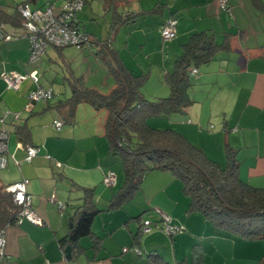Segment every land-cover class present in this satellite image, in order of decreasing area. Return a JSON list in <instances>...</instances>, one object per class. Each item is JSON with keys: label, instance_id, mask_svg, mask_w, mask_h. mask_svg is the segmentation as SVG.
<instances>
[{"label": "crops", "instance_id": "crops-1", "mask_svg": "<svg viewBox=\"0 0 264 264\" xmlns=\"http://www.w3.org/2000/svg\"><path fill=\"white\" fill-rule=\"evenodd\" d=\"M24 1L31 9L49 4L54 9L57 5L54 0H0V14L13 15ZM227 2L230 13L219 7L218 0H136L129 9L146 12L118 30L113 46L133 74H148L141 91L147 99H156L169 94L163 75L172 70L190 33L206 30L213 34L215 42L228 41L226 50H219L210 62L196 66L197 72L191 75L189 88L192 102L181 112L151 117L147 122L152 127L175 129L222 166L226 163L223 145L227 141L237 150L240 178L254 187H264V0ZM156 3L161 5L156 11H150ZM260 4L263 9L259 8ZM80 15H76V21L85 32L81 21L85 14ZM171 15L177 18L176 36L165 41L159 28ZM1 30L10 35L9 39L0 37L4 41L18 39L10 30L24 32L22 25L14 27L10 23H2ZM86 33L101 38L92 30ZM82 48H87L98 59L92 48ZM65 50H61L62 65L66 61L71 66V58ZM28 51L29 41L19 39L10 49L18 62L9 66L8 62L0 61V100L3 104L0 128L8 132L6 165L0 168L6 173L2 174L0 182L13 184L26 180L31 209L44 223L36 225L23 220L6 227L2 264H146L150 251H156L166 261L172 257L174 262L180 260L181 243L183 249L187 243L189 251L193 245H200L205 253L203 264H215L213 259H222L226 264H243L253 259V254L248 252L247 256L244 251L253 243L213 227L200 214L202 219L195 217L196 213L185 212L188 198L181 191V182L168 171H149L130 201L119 208L108 209L110 198L123 182V169L117 163L118 157L108 152L101 126L104 117L97 123L90 121L87 117L94 115L95 109L83 103L77 107L75 121L64 127L67 123L65 111L42 110L47 102L28 101L29 91L35 87L29 79L17 90L7 89L3 73L38 72L26 62ZM82 57L85 62L87 55ZM29 62H32L30 55ZM101 64L99 66L107 71ZM87 72L80 74L84 82ZM41 79L39 75L38 84L52 88L49 84L44 85ZM113 85L114 81L108 88ZM56 121H61V126L57 127ZM24 122L30 130L28 144L38 149L30 161L25 159L26 145L14 129L15 124ZM109 170L115 173L112 186L102 183ZM72 182L94 190V203L102 211L93 218L91 230L99 238L100 246L92 247L91 237L85 236L90 238L89 245L79 243L83 250H75L73 257L67 258L58 239L66 234L68 218L76 210L82 194ZM161 213L170 216L172 223L181 227L174 234V242L167 238L171 235L155 225L156 228H151L148 236L142 238L140 246L133 245V235L142 221L160 220ZM140 214L141 218L135 219ZM132 222L136 224L132 225ZM123 248L127 250L123 251ZM166 248H169L168 253ZM82 255L84 260H80ZM192 258L193 255L190 259L185 256L189 262Z\"/></svg>", "mask_w": 264, "mask_h": 264}, {"label": "trees", "instance_id": "trees-1", "mask_svg": "<svg viewBox=\"0 0 264 264\" xmlns=\"http://www.w3.org/2000/svg\"><path fill=\"white\" fill-rule=\"evenodd\" d=\"M101 1L104 13L111 15L107 36L99 38L87 33L90 36L89 41L80 47H75L92 48L94 54L105 65L108 74L113 77L114 85L106 93H101L98 89L87 86L82 76L76 75L70 69V65L64 61L63 66L67 73L63 75V78L70 89V94L68 97L56 98L58 95L53 90L52 96L45 101L48 104L42 110L65 111L67 123L74 119L78 105L83 103L97 111L105 112L102 131L107 140L108 152L120 159L124 173L123 182L110 198L108 209L119 208L131 199L140 189L143 177L149 171H168L182 184L181 191L188 198L186 213H198L213 227L241 239L264 241V187H254L240 178L237 150L224 141L226 163L222 166L175 129L156 128L147 122L151 117H166L181 112L188 106L192 102L189 88L191 75L197 72L196 66L210 62L219 50H226L228 41L217 43L213 34L206 30L190 33L173 62L172 70L163 75L169 94L165 97L147 99L141 87L148 74H133L122 63L113 46L118 30L132 23L139 14L146 11L129 9L136 0ZM84 2L83 0V4ZM160 5L161 3H156L150 11H156ZM259 8L263 9V5L260 4ZM223 10L230 13L228 2L227 10ZM169 18L176 17L171 15ZM0 21L10 23L14 27L22 25L23 34L27 37L24 28L25 19L18 7L17 11L9 17L0 14ZM75 23L80 28L76 16ZM67 46L74 45L48 47L60 53ZM191 67L196 69L194 73H189ZM14 129L23 143L28 146L31 140L27 124L17 123ZM10 185L0 182V230L15 225L22 209V205L14 202L13 193L8 190ZM72 186L82 190L80 203L68 218L66 234L58 239L64 250L67 245L70 246V258L73 257L75 250L79 252L83 250L78 242L82 237H91L92 247L100 246L99 238L92 233L91 224L93 218L102 211L94 203L93 188L82 187L74 182ZM141 216L142 214L135 219ZM154 223L163 230L161 218ZM142 235L139 227L133 235V245H141ZM204 254L203 248L195 244L192 247L193 258L190 262L184 258L170 263L156 251H150L145 263L203 264ZM4 258L5 255L0 257V264ZM256 264H264V253Z\"/></svg>", "mask_w": 264, "mask_h": 264}, {"label": "built area", "instance_id": "built-area-1", "mask_svg": "<svg viewBox=\"0 0 264 264\" xmlns=\"http://www.w3.org/2000/svg\"><path fill=\"white\" fill-rule=\"evenodd\" d=\"M219 7L227 10V0H218ZM83 0H64L60 6L59 12H55L52 5H47L44 8L32 10L27 2L21 3L18 10L24 17V28L27 32L29 41L30 60L34 61L40 58L48 46H64L74 45L80 47L89 41V35L76 26L75 16L76 13L82 8ZM176 18H168L160 27L161 36L165 41H168L176 35ZM2 23L0 21V37L9 39L10 35L2 32ZM196 69H191L194 73ZM2 77L5 80L7 89L17 90L20 88L21 83L29 79L35 87L28 93L29 102L46 101L53 94L52 88H45L38 84L39 74L36 70L28 73H18L11 71L3 73ZM2 122V119H0ZM56 126H61V121L55 122ZM7 139L8 132L2 127L0 129V168L6 165L7 153ZM37 147L28 145L25 147V159L30 161L37 153ZM103 183L107 186L115 184V173L112 170L106 172L103 177ZM26 180L19 181L11 184L8 190L13 193L14 202L22 205L21 212L19 213L16 224H20L23 220H28L36 225H43L44 221L31 209V197L26 191ZM161 225L165 233L169 235L176 234L181 230V227L172 223L170 216L161 213ZM152 222L149 219H144L140 226L142 234L148 233L151 230ZM5 229L0 230V257L5 255L4 238ZM123 248V251H126ZM140 253L137 248L135 249Z\"/></svg>", "mask_w": 264, "mask_h": 264}, {"label": "rangeland", "instance_id": "rangeland-1", "mask_svg": "<svg viewBox=\"0 0 264 264\" xmlns=\"http://www.w3.org/2000/svg\"><path fill=\"white\" fill-rule=\"evenodd\" d=\"M54 4L57 3V5H61V0H54ZM64 0L62 1L63 4ZM57 5H54V11L55 12H59L60 7ZM84 8L82 10H79L76 14L79 15V17L81 16L80 14H85L84 15V19L81 21L84 22V29L85 32H89L90 30H92V32H96V34L98 36H101V38H105L107 36V31H108V24H109V20H110V14H105L103 11V5H102V1L101 0H85L84 4H83ZM12 33H14L15 35L18 36V39H14V40H10V41H4V40H0V61H4V62H8L7 65H14L18 62V60L16 58H14L11 53H10V49L12 47L13 44L17 43V41L19 39H26L27 43H28V38L23 36L24 34H22V32H20V30H10ZM65 50V54L67 55V57L71 58V66L70 69L73 70L75 72V74H81L82 72H85V70H87L88 72L85 74L86 77V85L87 86H94L96 87L99 92L101 93H106L108 91V86L111 82L114 81L113 77L108 74V72L106 70H104L103 68H101L99 65H102L99 61V59H96L94 57V55L89 52L87 50V48H76L75 46H67L63 48ZM85 54L87 55V60L84 62V57H82V55ZM29 55L30 52L28 51V56H27V60L26 62L28 63V65L31 68H37L39 75H41V82L44 85H51L52 89L54 90L55 94L57 93V95L63 97H67L68 93L70 91L69 87L67 86V84L64 82V78L63 75L67 73L65 67L62 65V57H61V52L59 53V51L55 50L52 47H48L47 51L38 59L29 62ZM49 57V59H48ZM30 68V69H31ZM2 70V66H0V72ZM9 69H5V71H8ZM92 71V72H90ZM155 76H153L154 78ZM108 79L107 81H109V84L105 81V79ZM0 80H2L0 78ZM3 107V104L0 100V109ZM77 111V109H76ZM1 112V110H0ZM91 114V113H90ZM89 114V115H90ZM105 115V112L103 110H99L96 111L94 110V115L87 117L88 119H90V121L97 123L100 122L101 118H103ZM76 116V114H75ZM75 118V117H74ZM86 120V119H85ZM75 120H72L69 123H65L64 127L66 126H70ZM102 123V121H101ZM102 126V124H101ZM158 128V127H157ZM117 163L121 164L120 159H117ZM6 173V171L4 170H0V179H2V174ZM123 173V171H122ZM122 177L124 178V173L122 175ZM103 183V181H102ZM116 188V187H113ZM77 192V191H75ZM131 200V199H130ZM129 200V201H130ZM130 205V204H129ZM149 212V211H148ZM156 212V211H155ZM153 213V212H152ZM159 216V214H157ZM157 216V217H158ZM195 217H198L199 219H202L201 216L199 214H194ZM159 218V217H158ZM150 219V218H149ZM152 221V225L151 228L152 230L156 228L155 223L152 219H150ZM135 221V220H134ZM135 225V222H132V225ZM210 225V224H208ZM158 227V226H157ZM182 232V231H181ZM164 233V232H163ZM148 236V233H144L142 235V238H146ZM167 236V234H166ZM5 238V237H4ZM168 239H171V242H174V240L176 239L175 236H167ZM239 238V237H238ZM142 239V240H143ZM241 239V238H239ZM245 240V239H243ZM245 241H249L253 244H250V248H245V254L247 256H249V254H247L248 252L253 254V259H248L247 261H245L243 264H256V262L258 261V259L263 255L264 253V241L263 240H245ZM79 243L81 245H85L88 246L90 243V238L89 237H83L80 239ZM185 248L183 249V243H181L180 249H181V254H180V259L185 258V256L189 257V259L192 256V251L187 249V243H185ZM170 251H171V246H170ZM165 252H169V248L165 249ZM226 252V251H225ZM227 254V252H226ZM224 254V255H226ZM83 259L84 257L83 255L80 257V260ZM170 263H173V258L169 257L168 260ZM213 262H215V264H226L222 259H213ZM221 262V263H218ZM207 264H209L207 262ZM212 264V263H211Z\"/></svg>", "mask_w": 264, "mask_h": 264}, {"label": "water", "instance_id": "water-1", "mask_svg": "<svg viewBox=\"0 0 264 264\" xmlns=\"http://www.w3.org/2000/svg\"><path fill=\"white\" fill-rule=\"evenodd\" d=\"M65 253H66V257H67V258H70V257H71V248H70L69 245H67V246L65 247Z\"/></svg>", "mask_w": 264, "mask_h": 264}]
</instances>
